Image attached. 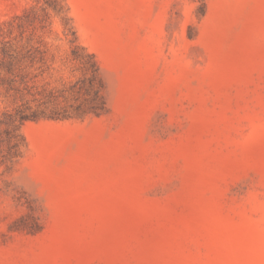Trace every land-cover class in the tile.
Here are the masks:
<instances>
[{"label": "rangeland", "instance_id": "374dc122", "mask_svg": "<svg viewBox=\"0 0 264 264\" xmlns=\"http://www.w3.org/2000/svg\"><path fill=\"white\" fill-rule=\"evenodd\" d=\"M0 264H264V0H0Z\"/></svg>", "mask_w": 264, "mask_h": 264}, {"label": "trees", "instance_id": "16d2710c", "mask_svg": "<svg viewBox=\"0 0 264 264\" xmlns=\"http://www.w3.org/2000/svg\"><path fill=\"white\" fill-rule=\"evenodd\" d=\"M45 2L49 5H55L57 4V0H45ZM3 54L5 58H8L9 60V65L11 66L12 63V52L9 49H4L3 50ZM74 56L76 58H78L81 63L86 67V70H93L94 73L96 74L98 71V66H97V62L94 60V56L93 55H89V57H91V60L88 61L85 58L86 57H81L80 55H78V53L76 51H74ZM56 118H58L60 115H53Z\"/></svg>", "mask_w": 264, "mask_h": 264}]
</instances>
